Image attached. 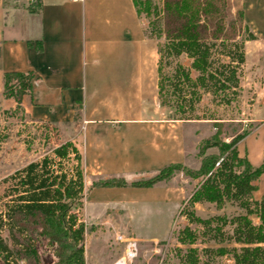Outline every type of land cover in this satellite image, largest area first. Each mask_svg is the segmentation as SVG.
<instances>
[{"label":"trees","instance_id":"obj_1","mask_svg":"<svg viewBox=\"0 0 264 264\" xmlns=\"http://www.w3.org/2000/svg\"><path fill=\"white\" fill-rule=\"evenodd\" d=\"M132 2L138 17L146 19L144 33L158 39V99L169 110L170 118H200L196 109L203 92H209L217 104L230 105L239 98L244 42L257 37L246 23L248 33L240 38L221 37L215 30L206 36L204 22L214 18L216 0ZM183 55L190 58L188 65L180 60ZM35 78L34 71H6L5 95L14 97L22 107V96L32 91ZM208 117L214 130L199 140L200 162L195 168L171 161L146 177L112 175L93 178L86 184L83 153L76 141L66 139L53 147L54 156L46 154L4 176L0 190V196L7 197L0 202L3 263L20 264L19 257L39 256L42 249L49 248L58 256L56 264H84L85 223L79 212L88 187L151 186L182 171L199 180L183 199L179 212L189 223H198L201 231L189 223L180 229L177 237L186 247L179 263L222 264L217 257L225 256L230 262L227 264H264V193L258 198L252 195L264 171V150L262 161L253 165L238 151V141L251 126L227 133V122L234 120ZM228 135L231 138L225 140ZM197 201L213 202L218 208L237 205L242 210L231 216L222 213L203 217L193 208ZM227 223L231 232L224 230ZM199 237L201 246L196 244Z\"/></svg>","mask_w":264,"mask_h":264},{"label":"crops","instance_id":"obj_2","mask_svg":"<svg viewBox=\"0 0 264 264\" xmlns=\"http://www.w3.org/2000/svg\"><path fill=\"white\" fill-rule=\"evenodd\" d=\"M35 1L0 0V90L4 93L6 71L35 72L32 91L22 96V108L31 117L65 129V140L77 142L85 178L184 162L186 122L170 118L169 110L160 105L158 39L144 33L145 22L132 0ZM241 11L257 35L244 42L241 76V85L253 93L264 80V0H241ZM0 101L17 104L5 93ZM241 117L252 126L238 144L249 140L245 155L258 165L264 150V115ZM166 183L160 190L161 203L183 200L182 184ZM256 183L255 190L264 193V171ZM130 228L133 236L143 237ZM156 239L164 238L148 240Z\"/></svg>","mask_w":264,"mask_h":264},{"label":"rangeland","instance_id":"obj_3","mask_svg":"<svg viewBox=\"0 0 264 264\" xmlns=\"http://www.w3.org/2000/svg\"><path fill=\"white\" fill-rule=\"evenodd\" d=\"M156 1L159 4L163 2V0ZM216 1L217 11L214 13V18L204 22L206 36L214 30L219 36L229 39L246 35L249 29L241 16V0ZM28 2L36 3L35 0H27ZM142 20L146 23L145 18ZM180 60L187 65L190 63V58L184 55L180 57ZM192 74H196L193 69ZM0 88H2L1 79ZM3 94L0 90V100ZM263 100L264 80L262 85H255L253 93L246 91L242 86L239 98L230 105L217 104L211 100L209 92H203L196 109L201 117L183 119L186 122L184 131L188 153L184 163L194 168L199 165L197 139L214 130L212 118L208 116L214 115L226 120H234L227 122L226 132L232 133L234 129L239 131L242 127L252 126L249 122H236L242 118V115H264ZM63 131L66 130L60 129L50 121L31 117L17 104L7 105L0 101V190H2L1 180L4 176L31 160L39 159L46 154L54 156L53 147L66 138ZM224 138L229 140L231 135ZM249 144V140L239 142L238 151L241 155L246 154L245 149ZM156 170H131L118 175L133 179L146 177ZM92 179L89 176L85 178L86 184H89ZM198 180L199 178H192L182 171H176L167 181L173 186L182 184L179 186L184 188L183 199H185L195 188ZM164 184H167L166 181L155 183L153 188L132 185L88 187L83 208L79 212V216L85 223L84 264H111L112 260L123 251V242L117 239V234L136 238L138 254L135 264H180V254L185 251L186 244L180 243L177 236L180 229L189 221L185 214L179 212L183 201L180 198H171L168 202L161 203L160 190H163ZM262 194L259 190L252 193L254 198ZM6 198L0 196V202ZM193 208L203 217L222 213L231 216L242 210L237 205L228 204L218 208L215 203L208 201H197L193 204ZM252 219L254 222L258 221L255 215H252ZM189 224L200 233L201 226L198 223ZM130 225L135 235L138 233L143 235L141 239L133 236ZM224 230L231 232L230 223L224 225ZM150 236H160L164 239L148 240ZM200 239L201 237L196 241L198 246L202 245ZM217 258L222 264L230 263L225 256ZM57 260L58 256L49 248L42 249L39 256L27 254L19 257L20 264H56ZM0 264H4L1 256Z\"/></svg>","mask_w":264,"mask_h":264},{"label":"built area","instance_id":"obj_4","mask_svg":"<svg viewBox=\"0 0 264 264\" xmlns=\"http://www.w3.org/2000/svg\"><path fill=\"white\" fill-rule=\"evenodd\" d=\"M117 239L123 242V251L120 255L114 258L111 264H135L138 254V242L136 238L123 234H117Z\"/></svg>","mask_w":264,"mask_h":264}]
</instances>
